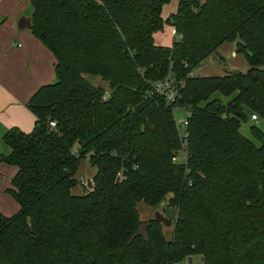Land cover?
<instances>
[{
  "label": "trees",
  "instance_id": "trees-1",
  "mask_svg": "<svg viewBox=\"0 0 264 264\" xmlns=\"http://www.w3.org/2000/svg\"><path fill=\"white\" fill-rule=\"evenodd\" d=\"M28 1L56 81L27 103L31 132L3 137L19 211L0 215V264H264V132H240L246 113L264 122V0H177L166 20L172 0ZM166 24L181 39L157 46ZM232 42L246 72L189 76ZM168 75L173 106L150 94ZM174 107L189 112L184 165L171 161ZM86 161L94 172L76 196ZM138 203L175 210L171 241L153 219L141 230Z\"/></svg>",
  "mask_w": 264,
  "mask_h": 264
},
{
  "label": "crops",
  "instance_id": "crops-1",
  "mask_svg": "<svg viewBox=\"0 0 264 264\" xmlns=\"http://www.w3.org/2000/svg\"><path fill=\"white\" fill-rule=\"evenodd\" d=\"M31 14L32 8L28 0H0V158L9 156L11 152L3 140L9 130L17 129L27 134L33 128L35 118L27 108L29 99L39 88L56 81L53 55L30 33L29 29L18 28L20 20L30 19ZM157 34L153 36L155 45ZM219 56H222L224 61L230 58L228 71L248 70L243 56L236 53V42L224 43L220 46ZM239 56L241 60L238 59ZM212 58L218 61L217 55ZM244 68L247 69L243 70ZM201 70L198 73L202 76L224 74V72L206 74ZM240 132L245 136L241 128ZM16 173L15 166L0 161V215L4 217H12L19 211V205L9 193L13 189L12 179Z\"/></svg>",
  "mask_w": 264,
  "mask_h": 264
},
{
  "label": "rangeland",
  "instance_id": "rangeland-1",
  "mask_svg": "<svg viewBox=\"0 0 264 264\" xmlns=\"http://www.w3.org/2000/svg\"><path fill=\"white\" fill-rule=\"evenodd\" d=\"M200 1H202V0H200ZM177 4H178L177 0H172L168 5L163 7V9H162L163 20L168 19L172 14H174L176 12ZM175 38H176V34H175L173 27L166 24L164 26V29L161 32H158V34L155 38L156 39V45L161 46V47H170ZM160 39H162V41ZM212 57H215V56L214 55L210 56L202 62V65H201L202 70H203V71L201 70L202 72H205L206 74L207 73L210 74L212 72H218L217 74H222V72H223L222 70L228 69V66H229L228 64H229L230 58L228 60L222 61V63H220L219 60L217 62L214 61ZM238 59L241 60V57L239 56ZM244 64H245V62H244ZM216 66H218L219 68L217 69ZM245 66H247V65L245 64ZM246 69L244 68L243 70H246ZM230 70L233 71L234 69H230ZM236 70L241 71L240 69H236ZM85 78L88 82H90L94 86H99V87L103 86V83L101 82V80L98 77L85 76ZM214 97L219 99L222 104H226L229 102L228 98L222 97L218 94L214 95ZM188 114H189V112L187 110H185L184 108H181V109L174 111V115L177 119H181ZM246 118H247L246 121L242 122L240 124V128L242 129L246 138L252 140L253 142H256L251 136L250 128L252 125H254L259 130L264 132V122L261 119H258L257 123H252L250 121V113H246ZM93 171L94 170H91L89 168L87 161L83 162L79 168V174L77 176L78 181L80 182L81 179H85V180L90 179L92 177ZM84 189H87V188L85 186H82L79 183L76 187H74L71 190V193L73 195L79 196V195L83 194ZM166 200H168V198ZM137 210L139 213L140 221L142 222L141 230H144V226H145L146 222H148L150 219L154 218L155 212L159 211L162 214L164 213V209H162L159 206L158 207H149L143 203L137 204ZM163 231H164L165 239L167 241H171V239H172V228H164ZM180 264H187V263L183 260ZM192 264H202L201 258L198 256L192 257Z\"/></svg>",
  "mask_w": 264,
  "mask_h": 264
},
{
  "label": "built area",
  "instance_id": "built-area-1",
  "mask_svg": "<svg viewBox=\"0 0 264 264\" xmlns=\"http://www.w3.org/2000/svg\"><path fill=\"white\" fill-rule=\"evenodd\" d=\"M177 40L181 39V36L176 35ZM202 69V66H199L197 71L195 73H190V77H193V75L197 74L199 70ZM180 91V83L177 82L176 78H174L172 75H168L166 78H164L161 81H157L151 84L150 87V94L155 96H162L165 100L166 105L173 106L176 99L179 96ZM107 97V93L104 94L103 100H105ZM181 108L174 107L173 114L175 110H178ZM188 115L184 116L181 119H177L174 115V125H175V131L176 136L179 142V148L177 151L174 152V155L171 159L172 163L178 164V165H184L186 164L187 158H188V141H189V132H188ZM258 117L255 114L250 115V121L252 123H257ZM50 126L54 127L55 123L50 122ZM75 150L72 151V154H75ZM118 177H120V174H118ZM82 186H86L87 180L81 179L79 182ZM162 209L165 210L166 204L162 203L160 205ZM184 261L187 263V258L184 259ZM173 264H180L179 262H175Z\"/></svg>",
  "mask_w": 264,
  "mask_h": 264
},
{
  "label": "water",
  "instance_id": "water-1",
  "mask_svg": "<svg viewBox=\"0 0 264 264\" xmlns=\"http://www.w3.org/2000/svg\"><path fill=\"white\" fill-rule=\"evenodd\" d=\"M30 19L29 18H22L19 22L18 28L19 30H28L30 28ZM236 71V70H233ZM224 74L228 72L227 69H225ZM176 213L175 210L171 208H167L164 210V213H160L159 211L155 212L153 220L160 223L163 228H171L172 222L175 219ZM202 261V259H201ZM187 264H192V257L187 258Z\"/></svg>",
  "mask_w": 264,
  "mask_h": 264
}]
</instances>
